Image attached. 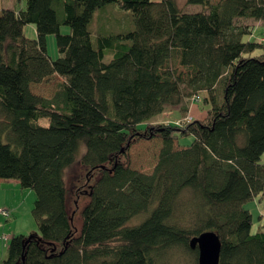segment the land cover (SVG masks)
I'll use <instances>...</instances> for the list:
<instances>
[{
    "label": "trees",
    "instance_id": "1",
    "mask_svg": "<svg viewBox=\"0 0 264 264\" xmlns=\"http://www.w3.org/2000/svg\"><path fill=\"white\" fill-rule=\"evenodd\" d=\"M187 2L202 11L182 12L176 0H25L0 10V180L34 192L39 228L10 239L0 264H158L176 248L198 264L190 241L207 231L220 239L219 264H264V220L253 233L246 207L264 201V43L243 41L249 30L235 25L264 22V0ZM111 4L131 13L134 29L107 35L102 23L94 38L93 15ZM53 75L64 81L52 99L32 91ZM194 98L205 116L187 121L183 104ZM167 106L185 120L150 124ZM154 138L153 172L132 169L131 146ZM76 163L86 193L66 176Z\"/></svg>",
    "mask_w": 264,
    "mask_h": 264
},
{
    "label": "rangeland",
    "instance_id": "2",
    "mask_svg": "<svg viewBox=\"0 0 264 264\" xmlns=\"http://www.w3.org/2000/svg\"><path fill=\"white\" fill-rule=\"evenodd\" d=\"M156 1V0H155ZM188 0H176L178 8L185 13H195L202 11L200 5H193L187 2ZM218 0H211L212 4L217 3ZM96 11L93 15V18L90 22V29L92 35L95 38V31L98 27L104 23L106 27L111 25V31L107 35L116 34L120 31L119 28L125 30L134 29V23L132 21V16L130 12H125L120 10L115 4L108 5L106 7V12ZM236 26L246 27L249 30V35L243 38V41L252 40L253 42H259L264 38V22H255L252 19L240 18L235 21ZM116 26V27H115ZM119 27V28H118ZM95 30V31H94ZM62 33H68V27L61 28ZM25 35L29 38L35 37V27L34 25H27L25 27ZM94 40V45H96V39ZM47 45V54L49 58L54 61L58 56V49L56 44V38L54 35H48L46 38ZM262 53V49L255 50L251 55L258 56ZM113 53L111 50H105V62L109 59H112ZM176 59V58H175ZM168 66L171 69H177L179 71L184 70L181 68L176 60L169 62ZM64 80L58 75H53L45 80L41 84L32 85V91L43 97L45 99H52L57 91L58 85ZM195 100V101H194ZM197 99L185 100L184 106H190L192 104H199L201 109L197 106L198 109H193L190 112L189 117L192 120L198 119L204 115V109L201 106V103L196 101ZM166 111L162 112L160 117L164 118L165 124H174L176 121L181 120V112L178 110V107L167 106ZM151 123V122H150ZM162 122L154 121L151 124L157 125ZM43 125H46V121H43ZM144 127V126H141ZM191 140L174 142L175 148L181 147L180 145H185L186 142L191 143ZM162 147V140L160 138H154L152 140H141L134 143L129 150V159L131 168L142 172L144 174H151L158 162L159 152ZM178 149V148H176ZM261 164H264V154L261 159ZM66 176L73 185L78 188H83L85 186L86 174L82 167L76 163L74 166L69 168L66 172ZM73 179V180H72ZM3 187L5 190H0V208L7 209L10 211L11 215L5 217L0 213V260L6 256V242L2 239V236L5 235L10 238L13 235H16L20 232L29 235L32 233L39 234V228L32 216V206L35 199L34 192L30 189H20L18 191L11 189V184H4ZM85 192V188H83ZM86 193V192H85ZM74 196H72L73 198ZM81 206H84L88 202V198L85 195H81ZM188 195L185 194L181 198L182 202L188 200ZM4 202H11L16 209L7 207ZM264 201L255 198L253 201L246 204V207L252 212V232L255 233L259 230L260 224L264 220L262 206ZM75 224L80 227V218L77 216L75 218ZM2 258V259H1ZM195 254L184 250L183 248L171 249L166 252L163 258H158V264H195Z\"/></svg>",
    "mask_w": 264,
    "mask_h": 264
},
{
    "label": "water",
    "instance_id": "3",
    "mask_svg": "<svg viewBox=\"0 0 264 264\" xmlns=\"http://www.w3.org/2000/svg\"><path fill=\"white\" fill-rule=\"evenodd\" d=\"M190 247L198 250V264H219L221 242L213 231H207L194 237Z\"/></svg>",
    "mask_w": 264,
    "mask_h": 264
},
{
    "label": "crops",
    "instance_id": "4",
    "mask_svg": "<svg viewBox=\"0 0 264 264\" xmlns=\"http://www.w3.org/2000/svg\"><path fill=\"white\" fill-rule=\"evenodd\" d=\"M24 3H25V0H0V10H3V9H12L15 5H16L17 7H23ZM255 22H261V21H255ZM192 105H193V106H192L193 109H198V110H199V108L201 109V107H200L199 104H192ZM197 106H198L199 108H197ZM187 108H188V115H190V112L192 111V108H191L190 106H188ZM165 111H166V110H165ZM204 116H205V111H204V115H203L202 117H200V118H198V119H195V120H202V119L204 118ZM184 120H185V119H182V118H181L180 121H184ZM154 121H158V123H159V121L162 122V123H165V122H164V118H163V117H160V115H157V116L153 117V118L149 121V123H150V122L152 123V122H154ZM180 121H176V122H174V124H177V123L180 122ZM151 123H150V124H151ZM162 123H160V124H162ZM166 124H168V123H166ZM5 183H6V184H11V189H12V190L18 191V190L21 189V188H20V185H19V182H18L17 180L9 179V180H0V190H1V189H2L3 191L5 190V188L3 187V185H4ZM34 201H35V199H34ZM4 204H5L7 207H9V208L16 209V207H15L11 202H4ZM33 204H34V202H33ZM32 207H33V206H32ZM17 235H26V234L20 232V233H18V234H16V235L11 236V237L9 238V240L12 239L14 236H17ZM9 240L6 242V250H8ZM6 256H7V252H6ZM6 256L3 258V260L6 258ZM1 259H2V258H1ZM1 261H2V260H0V262H1Z\"/></svg>",
    "mask_w": 264,
    "mask_h": 264
},
{
    "label": "built area",
    "instance_id": "5",
    "mask_svg": "<svg viewBox=\"0 0 264 264\" xmlns=\"http://www.w3.org/2000/svg\"><path fill=\"white\" fill-rule=\"evenodd\" d=\"M260 42L264 43V38L261 39ZM196 99H197L196 101H199L198 98H196ZM194 101H195V100H194ZM186 120H187V121H191L192 118L188 116V118H187ZM0 213H1L3 216H5V217H9V216L11 215V213H10L9 210H7V209H3V208H0ZM2 239H3L5 242H7V241L9 240V238H8L7 236H5V235L2 236Z\"/></svg>",
    "mask_w": 264,
    "mask_h": 264
}]
</instances>
